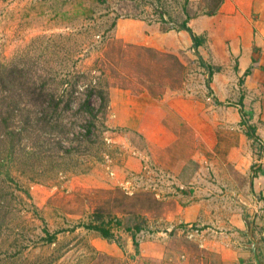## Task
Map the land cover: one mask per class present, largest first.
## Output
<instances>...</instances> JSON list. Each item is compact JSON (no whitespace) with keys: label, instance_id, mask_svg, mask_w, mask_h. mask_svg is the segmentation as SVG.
Returning a JSON list of instances; mask_svg holds the SVG:
<instances>
[{"label":"rangeland","instance_id":"obj_1","mask_svg":"<svg viewBox=\"0 0 264 264\" xmlns=\"http://www.w3.org/2000/svg\"><path fill=\"white\" fill-rule=\"evenodd\" d=\"M217 3L0 0V264L127 263L129 254L113 256L123 252L126 229L138 226L135 234L141 235L159 230L160 196L174 189L164 169L146 159L140 138L107 128L110 91L156 100L186 92L204 100L212 94L210 77L196 55L127 44L117 33H141L134 23L176 32L181 21L208 14ZM202 36L203 65L213 72L236 65L226 56L228 41ZM90 88L105 93V105L92 97L86 112L81 104ZM230 93L237 99L241 90ZM51 100L58 103L52 111L45 109ZM67 100L72 102L64 108ZM226 107L219 105L215 121ZM18 118L26 126L16 124ZM4 125L9 131L21 127L19 136L1 140ZM132 161L141 168L134 170ZM95 213L107 223L110 240L83 227ZM45 232L54 235L52 243L43 240Z\"/></svg>","mask_w":264,"mask_h":264},{"label":"crops","instance_id":"obj_2","mask_svg":"<svg viewBox=\"0 0 264 264\" xmlns=\"http://www.w3.org/2000/svg\"><path fill=\"white\" fill-rule=\"evenodd\" d=\"M133 25L142 34L118 32L124 43L196 55L208 63L201 46L192 49L186 32ZM186 25L195 35L228 41L224 50L236 65L212 72V94L204 100L186 92L156 100L146 93L110 91L107 128L140 138L146 159L164 169L174 189L171 196H160L159 230L141 231L133 240L127 234L123 252L113 256L129 254L121 264H254L248 248L251 231L264 264V0H218L212 12L189 16ZM166 39L174 42L166 45ZM236 87L241 90L237 99L230 93ZM220 104L227 107L221 121H215ZM242 120L254 128L256 143L246 137ZM138 165L132 161L134 170Z\"/></svg>","mask_w":264,"mask_h":264},{"label":"trees","instance_id":"obj_3","mask_svg":"<svg viewBox=\"0 0 264 264\" xmlns=\"http://www.w3.org/2000/svg\"><path fill=\"white\" fill-rule=\"evenodd\" d=\"M186 23H187V19L181 21L180 24L178 25V27L176 28V30L177 31H184V32H186L188 34V36L190 38V41H191V47L195 51L198 47H200V46H202L204 44L205 39H204V37L202 35H195V34H193L190 31V29L187 27ZM197 58H198V62L200 64V66L203 67L206 70L207 76L210 77V75L213 72L212 71L213 68H211L210 66L203 65L201 59L199 57H197ZM177 64L179 66V69H182V65L179 64L178 62H177ZM92 97H94L99 103H101V106L102 107L105 105V97H106L105 96V93L102 90H100V89H96L95 90L94 88H90L87 91V94L85 95V97H84V99L82 101V104H81L82 108L84 110H86V112L91 110L90 107H89V99L92 98ZM71 102H72L71 100L70 101L67 100L64 103V108H68L69 105L71 104ZM35 105H38L41 108L42 103H35ZM57 105H58L57 101L51 100V101H49L46 104V106H45L46 108L45 109H50V111H52L53 109H55L57 107ZM41 111H42V109H40L38 111L39 114L40 115L41 114L42 115H45V113L44 112H41ZM240 115L242 117V113L241 112H240ZM15 123L18 124V125H22V126H26V124H27L26 121H22L20 118H18L15 121ZM240 124L243 125V126H245V129H246V131H245L246 137H248V139H250L253 143H256L257 138L254 135V128L251 127V126H249L246 123L245 120H242L240 122ZM7 128H8L7 125H4V129L6 130L5 131L6 133H4V136H2V139L1 140L5 139L7 136L8 137H11V138L12 137H16L17 138L19 136L20 128L21 127H18V129H17V127H16V129H14L12 127V129H13L12 131H9ZM85 133H86V135H88L89 134V131L87 130ZM9 140H11V139H9ZM17 142H19V141L17 140ZM12 145H13V142H11V144H10V147L11 148H12ZM6 176H8V178H9V173L8 172H6ZM106 224L107 223L102 219L101 215L95 213V214H93V217H92L91 221L89 223L83 225V227L85 229H87V230L96 232L102 239L110 240L112 238V234L109 231V229L107 228V225ZM126 231L130 233V236L132 237V240H133L134 235H135V233H137L139 231V228H138V226H134V229L133 230L131 228L130 230L129 229H126ZM43 240L46 243H52L53 240H54V235H50L47 232H45V236H44V239Z\"/></svg>","mask_w":264,"mask_h":264},{"label":"water","instance_id":"obj_4","mask_svg":"<svg viewBox=\"0 0 264 264\" xmlns=\"http://www.w3.org/2000/svg\"><path fill=\"white\" fill-rule=\"evenodd\" d=\"M251 226H252V221L249 223V228H251ZM248 237H249V241H250V245L248 246V248L251 251V260H252V262L254 264H262V263H260V261L257 258V255H256V252H255V250H256V243L252 239L251 231H248Z\"/></svg>","mask_w":264,"mask_h":264}]
</instances>
